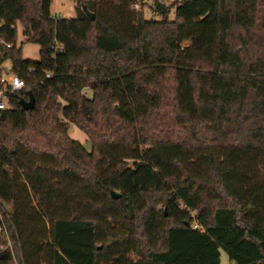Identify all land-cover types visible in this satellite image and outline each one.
<instances>
[{
	"label": "trees",
	"instance_id": "16d2710c",
	"mask_svg": "<svg viewBox=\"0 0 264 264\" xmlns=\"http://www.w3.org/2000/svg\"><path fill=\"white\" fill-rule=\"evenodd\" d=\"M54 1L0 0V264H264V0Z\"/></svg>",
	"mask_w": 264,
	"mask_h": 264
},
{
	"label": "rangeland",
	"instance_id": "374dc122",
	"mask_svg": "<svg viewBox=\"0 0 264 264\" xmlns=\"http://www.w3.org/2000/svg\"><path fill=\"white\" fill-rule=\"evenodd\" d=\"M156 0H140V10L144 12V17L147 20L159 19L152 11V7ZM181 1V0H176ZM77 0H56V4L53 5V14L56 17H76ZM175 9L170 14V20L175 19ZM17 42L16 46L22 48V56L26 61L36 62L40 60V47L37 44L25 42L27 38L23 34V28L20 24L17 25ZM24 43V44H23ZM11 66V61L8 63ZM70 136L81 142L88 150L92 149L91 141L88 136L76 126H71ZM221 264H230V260L225 252H222Z\"/></svg>",
	"mask_w": 264,
	"mask_h": 264
},
{
	"label": "built area",
	"instance_id": "2783aa9c",
	"mask_svg": "<svg viewBox=\"0 0 264 264\" xmlns=\"http://www.w3.org/2000/svg\"><path fill=\"white\" fill-rule=\"evenodd\" d=\"M134 8L140 10V2L136 3ZM0 27H2V23H0ZM0 45L6 48L14 46V44L6 42L1 37ZM1 55L0 53V59ZM9 62V60L5 62H1L0 60V110H11L13 108L12 97L27 88L25 80L14 72L12 63L11 66H8Z\"/></svg>",
	"mask_w": 264,
	"mask_h": 264
},
{
	"label": "water",
	"instance_id": "95a60500",
	"mask_svg": "<svg viewBox=\"0 0 264 264\" xmlns=\"http://www.w3.org/2000/svg\"><path fill=\"white\" fill-rule=\"evenodd\" d=\"M83 10L85 11V13L92 19V20H95L96 18V15L95 13L91 12L88 7L86 5L83 6ZM22 108L24 110H31L35 107V98H34V95L33 93L30 91L29 92V100H21L20 102ZM112 196L113 198L115 199H118L120 198L121 194L112 190Z\"/></svg>",
	"mask_w": 264,
	"mask_h": 264
},
{
	"label": "crops",
	"instance_id": "0c3cea01",
	"mask_svg": "<svg viewBox=\"0 0 264 264\" xmlns=\"http://www.w3.org/2000/svg\"><path fill=\"white\" fill-rule=\"evenodd\" d=\"M54 4H56V0L54 1ZM53 11V10H52Z\"/></svg>",
	"mask_w": 264,
	"mask_h": 264
}]
</instances>
